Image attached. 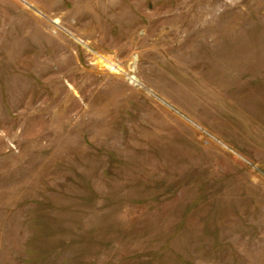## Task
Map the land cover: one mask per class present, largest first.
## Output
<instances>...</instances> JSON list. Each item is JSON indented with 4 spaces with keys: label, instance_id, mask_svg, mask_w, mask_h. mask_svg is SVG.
Here are the masks:
<instances>
[{
    "label": "rangeland",
    "instance_id": "rangeland-1",
    "mask_svg": "<svg viewBox=\"0 0 264 264\" xmlns=\"http://www.w3.org/2000/svg\"><path fill=\"white\" fill-rule=\"evenodd\" d=\"M0 264H264V0H0Z\"/></svg>",
    "mask_w": 264,
    "mask_h": 264
}]
</instances>
